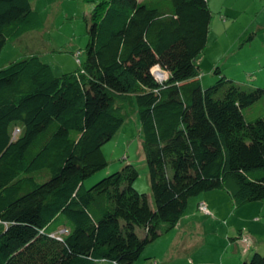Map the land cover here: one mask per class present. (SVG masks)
I'll use <instances>...</instances> for the list:
<instances>
[{
	"label": "trees",
	"instance_id": "trees-1",
	"mask_svg": "<svg viewBox=\"0 0 264 264\" xmlns=\"http://www.w3.org/2000/svg\"><path fill=\"white\" fill-rule=\"evenodd\" d=\"M209 22L207 0H96L76 70L55 77L36 55L0 68V264H132L189 198L225 191L240 218L264 206V114L243 115L264 87L214 68L200 89ZM40 25L28 0H0V51ZM133 112L153 208L131 164L82 185ZM235 234L242 258L257 242Z\"/></svg>",
	"mask_w": 264,
	"mask_h": 264
},
{
	"label": "rangeland",
	"instance_id": "rangeland-1",
	"mask_svg": "<svg viewBox=\"0 0 264 264\" xmlns=\"http://www.w3.org/2000/svg\"><path fill=\"white\" fill-rule=\"evenodd\" d=\"M28 2L41 25L5 43L0 51V68L28 55H36L49 66L55 77L76 70L77 61L83 60L85 21L96 0ZM207 6L210 12L207 41L203 53L195 60L200 89L214 83L217 78L214 68L239 85L263 88L264 0H207ZM263 114L264 97L247 111L243 110L248 120ZM140 140L138 121L133 112L114 136L101 146L106 166L83 180V187L88 188L102 177L120 170L123 165L131 164L137 171L132 188L139 194H145L149 206L153 208ZM205 194H209L211 204L218 211L216 219L196 211L195 204L202 194L189 198L179 224L146 245L132 264H191L190 259L192 264H218L219 255L228 242L226 236H234L239 223L248 224V221L246 217L230 214L231 204L225 191L215 190ZM251 206L253 210L250 212L264 224V206L260 203ZM249 227L264 230L261 225L251 224ZM260 234L264 236V231ZM255 250L264 255V242L255 243L238 264L243 259H249ZM239 254L242 256V253Z\"/></svg>",
	"mask_w": 264,
	"mask_h": 264
},
{
	"label": "crops",
	"instance_id": "crops-1",
	"mask_svg": "<svg viewBox=\"0 0 264 264\" xmlns=\"http://www.w3.org/2000/svg\"><path fill=\"white\" fill-rule=\"evenodd\" d=\"M199 197H201L198 201H203L206 206L208 211L211 213V217L212 218H217L216 214H217V209L215 208V206L213 204H211V198L209 196V194H203L200 195ZM252 207V206H251ZM253 208H250L248 213L246 212H241V218L243 217V213H245V216L247 218L248 224H254V225H258V227L261 225L262 227H264V224H261V222H263L262 220H259V218L257 216H253V212L252 211ZM258 210V209H257ZM262 211V210H261ZM231 215H233V212H230ZM252 217L253 221H250V218ZM245 224V223H239V225L237 226V229L234 230L235 232L240 230L243 231L245 233H247L253 241L256 242H264V236L262 234H260L261 231L264 230H252L250 229L249 225ZM259 229V228H258ZM181 232H183L182 230H179ZM236 234L234 233V236ZM231 235V241L228 240V236H226V239L228 240L227 244L225 245V249L224 252L222 254L219 255V259H218V264H238L241 260V255L239 254V248H238V244H236V241ZM184 248V247H183ZM182 248V250H183ZM187 250L185 249L184 252H186ZM191 264L193 263L192 260L190 259Z\"/></svg>",
	"mask_w": 264,
	"mask_h": 264
},
{
	"label": "built area",
	"instance_id": "built-area-1",
	"mask_svg": "<svg viewBox=\"0 0 264 264\" xmlns=\"http://www.w3.org/2000/svg\"><path fill=\"white\" fill-rule=\"evenodd\" d=\"M198 211L199 212H202V213H204V214H207V210L205 209V206H204V204H199L198 206Z\"/></svg>",
	"mask_w": 264,
	"mask_h": 264
},
{
	"label": "water",
	"instance_id": "water-1",
	"mask_svg": "<svg viewBox=\"0 0 264 264\" xmlns=\"http://www.w3.org/2000/svg\"><path fill=\"white\" fill-rule=\"evenodd\" d=\"M155 69H157V68H155ZM153 72H155V70H154V71H152V73H153ZM157 72H158V73H160V74H162V76H160V77H157V78H159V79L161 80V79L164 77V74H163V73H161V72H159V70H158V69H157Z\"/></svg>",
	"mask_w": 264,
	"mask_h": 264
},
{
	"label": "bare ground",
	"instance_id": "bare-ground-1",
	"mask_svg": "<svg viewBox=\"0 0 264 264\" xmlns=\"http://www.w3.org/2000/svg\"><path fill=\"white\" fill-rule=\"evenodd\" d=\"M156 75H157V77H160V76H162V74H160V73H158V72L156 73Z\"/></svg>",
	"mask_w": 264,
	"mask_h": 264
}]
</instances>
